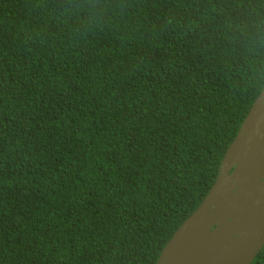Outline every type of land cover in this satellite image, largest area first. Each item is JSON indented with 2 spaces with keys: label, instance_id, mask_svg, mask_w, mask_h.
<instances>
[{
  "label": "trees",
  "instance_id": "16d2710c",
  "mask_svg": "<svg viewBox=\"0 0 264 264\" xmlns=\"http://www.w3.org/2000/svg\"><path fill=\"white\" fill-rule=\"evenodd\" d=\"M263 86L264 0H0V264H155Z\"/></svg>",
  "mask_w": 264,
  "mask_h": 264
},
{
  "label": "water",
  "instance_id": "95a60500",
  "mask_svg": "<svg viewBox=\"0 0 264 264\" xmlns=\"http://www.w3.org/2000/svg\"><path fill=\"white\" fill-rule=\"evenodd\" d=\"M264 247V86L217 177L155 264H251Z\"/></svg>",
  "mask_w": 264,
  "mask_h": 264
}]
</instances>
